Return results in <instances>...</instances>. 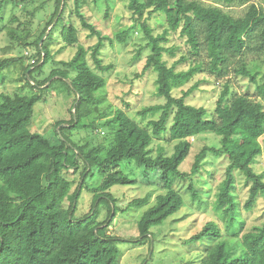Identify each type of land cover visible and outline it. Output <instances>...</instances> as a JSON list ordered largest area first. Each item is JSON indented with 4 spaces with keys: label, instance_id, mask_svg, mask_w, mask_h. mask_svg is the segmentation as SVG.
<instances>
[{
    "label": "trees",
    "instance_id": "1",
    "mask_svg": "<svg viewBox=\"0 0 264 264\" xmlns=\"http://www.w3.org/2000/svg\"><path fill=\"white\" fill-rule=\"evenodd\" d=\"M129 1V9L142 15L145 6L139 4V0ZM214 1L227 5L249 2ZM147 4L152 7L147 19L161 13L168 26L164 34L155 36L147 24V19L142 24L149 40L148 47L152 51L144 72L153 69L157 73L158 95L166 99L164 105L153 106L140 112L143 117L149 113L161 112L159 120L149 122L152 126L151 132L140 127L124 111L118 110L112 118L106 119L102 124V127L109 129V147L81 146L64 134V128L71 131L94 127V124L84 123L86 112L84 113L82 108L87 103L97 102L95 94L105 86V80L96 76L81 62L84 61L85 55L82 49L71 62L63 63L78 71L77 77L69 84L76 93L77 100L71 121L57 124L59 143H53L44 135L30 130L34 108L43 100L40 94L1 96L0 264H119V244L125 240L109 235L108 229L122 209L116 206V199L108 191L116 185L137 183L120 169V164L135 162L145 170V176L154 171L160 173L162 179L170 176L187 179L199 173L207 152L216 156L228 155L231 161L214 207L221 213L226 231L233 239L225 240L218 224H206L200 233L191 238V241H215L202 264H264V223L241 235L244 222L235 195V172L240 171L250 185L249 198L245 203L247 211L257 205L259 198L264 199V181L261 175L253 170L250 160L242 159L241 154L232 156L228 148L231 147V151H235L229 138L236 134H241L247 142L256 141L264 135V86H259L260 100L237 96L228 106L224 105L228 93L225 89L217 102L216 116H211L205 108L186 103L192 90L185 92L180 98L172 95L173 80L189 78L198 68L186 73H175V66L169 67L164 60V53L168 50L162 44L167 42L166 35L170 31L181 27L195 57L206 52L212 68L219 72L221 77L226 75L230 57H241L250 51L264 55V8L252 4L243 17L234 18L222 9L206 6L198 0H148ZM79 18L83 27L91 31V35L99 37V42L93 50L97 68L101 71L109 70L102 65L99 58L103 47L101 34L80 13ZM118 39L125 42L126 33L120 34ZM62 40L67 46L76 45L77 28L74 25L64 26ZM50 57L43 43L32 68L47 64ZM188 58L182 57L181 62L187 61ZM15 62L17 60H0V74L4 68ZM200 63L201 65L197 66L199 68L203 66V63ZM32 68L26 73L29 83H32ZM234 73L256 83V75L248 70L244 60L240 61ZM69 75L68 71L53 72L42 84L32 83L33 90L39 88L45 91L50 87L52 80H67ZM107 117L108 114L101 116ZM207 133L221 138L223 146L228 147L204 149L196 157L191 174L182 173L180 166L192 148L190 138ZM161 137L177 144L172 155L168 156L161 150L154 157L150 146L154 138ZM82 167V182L71 193L74 183L65 174L76 173ZM93 170H99L104 178L102 184L94 189L97 192L95 202L105 199L113 204V207H109L106 222L98 220V206L92 208L84 218L75 219L86 177L92 174ZM189 189L192 196L197 198L195 188L191 185ZM65 200L70 201L67 208L63 206ZM183 203L182 195L175 189H169L165 195L158 196L156 203L145 211L138 221L140 236L135 244L144 243L151 235V228L161 225L176 214ZM132 204L142 207L148 204V198L134 200Z\"/></svg>",
    "mask_w": 264,
    "mask_h": 264
},
{
    "label": "rangeland",
    "instance_id": "2",
    "mask_svg": "<svg viewBox=\"0 0 264 264\" xmlns=\"http://www.w3.org/2000/svg\"><path fill=\"white\" fill-rule=\"evenodd\" d=\"M147 1L139 0V4L145 6L143 14L140 15L129 9V0H0V60H17L13 65L4 68L0 74V103L2 95L40 94L43 100L34 108L30 130L44 135L53 143H59L57 124L71 121L77 100V95L69 84L77 77L78 71L63 63L71 62L82 49L85 55L84 61L81 62L96 76L103 78L105 86L95 94L97 102L87 103L82 108L84 113L86 112L84 123L94 124V127L71 131L64 128V134L81 146L109 147V129L102 127V124L106 119L112 118L118 110L124 111L131 120L151 132L152 126L149 122L159 120L161 112L149 113L145 117L141 116L140 112L153 106L164 105L166 99L158 95L157 73L153 69L144 72L147 59L152 54L142 26L152 10ZM198 1L206 6L218 7L234 18L243 17L252 4L264 8V0H249L245 4L236 2L231 5L214 0ZM79 13L101 34L103 47L99 58L102 65L109 70L101 71L97 68L93 50L99 42V37L91 35V31L83 27ZM147 24L155 36L164 34L168 29L161 13L152 15L147 19ZM66 25H74L78 30V43L74 46H67L62 40V30ZM122 33H126L125 42L118 39ZM43 34L45 35L41 39ZM166 38L167 42H162L168 50L164 53V60L169 67L175 66V73H186L198 68L189 78L173 80L171 91L174 97L180 98L185 92L192 90L186 103L205 108L211 116H216L217 102L225 89L228 90L224 102L227 106L237 96H246L251 100L261 99L259 86H264V55L250 51L241 57H230L226 75L220 77L219 72L212 68L206 52L195 57L181 27L170 31ZM43 43L51 57L47 64H35L32 68ZM182 57L189 58L181 62ZM241 60H244L248 70L256 75V83L235 75L234 69L239 66ZM200 62L203 66L199 68L197 66L201 65ZM29 68H32L30 71L33 70V84H42L53 72L68 71L70 75L67 80L55 78L45 91L39 88L33 90L32 83L26 78ZM105 114H108V117L101 118ZM171 121L172 119L168 123L169 126ZM229 140H232L235 151H231V147L223 146V140L212 133L190 138L192 148L180 166V171L190 175L196 157L204 149H219L223 146L230 148L232 156L241 154L242 159L250 160L253 170L261 175L264 181V135L253 142H247L241 134H236ZM176 144L177 142H170L163 137L154 138L150 146L152 155L156 157L162 150L170 156ZM230 163L228 155L216 156L207 152L199 173L187 179L173 176L162 179L160 173L154 171L145 176V170L135 162L120 164V169L137 183L116 185L108 191L116 199V206L122 209L108 229L109 235L125 240L119 244V264H202L215 241H191V238L200 233L209 222L218 224L225 240H232L226 231L221 213L214 207ZM83 170L84 167L76 173L66 172L65 176L74 183L71 193L82 182ZM235 176V195L244 222L242 235L264 223V199L259 198L251 211L245 210L250 185L240 171H236ZM103 179L99 170H93L92 174L86 177L78 200L76 220L84 218L95 206L99 207L98 220H108L109 207H113V204L105 199L95 202L97 192L94 189L102 184ZM191 185L198 193L197 198L190 192ZM169 189H175L182 195V208L161 225L151 228V235L144 243L135 244L140 236L137 225L141 216L156 203L158 196L165 195ZM146 197L148 204L142 207L132 204L134 200ZM69 204L70 201L65 200L63 206L67 208Z\"/></svg>",
    "mask_w": 264,
    "mask_h": 264
}]
</instances>
